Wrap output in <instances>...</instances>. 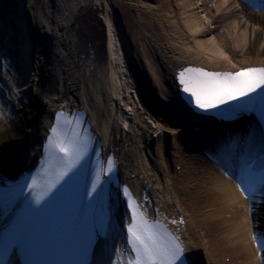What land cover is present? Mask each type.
<instances>
[{
  "label": "bare ground",
  "instance_id": "bare-ground-1",
  "mask_svg": "<svg viewBox=\"0 0 264 264\" xmlns=\"http://www.w3.org/2000/svg\"><path fill=\"white\" fill-rule=\"evenodd\" d=\"M21 4L26 21L19 32L22 43L33 35L32 68L23 73L21 90H4L19 115L7 123L0 117L1 188L39 167L60 115L81 111L105 152L116 154L119 183L134 189L148 217L176 233L192 264H264V249L254 239L255 232L263 231L264 215L251 210L235 180L211 163L203 164L186 147L197 153L205 141L233 165L237 154L247 159L251 149H260L258 129L248 131L253 119L243 117L237 129L225 126L220 134L214 122L198 119L188 103L193 88L187 89L182 77L190 69L230 72L264 66V10L240 0ZM92 41L108 56L103 62L96 58L88 72L82 54ZM23 47L29 51L27 44ZM2 105L0 114L6 110ZM196 126L202 132L192 136ZM190 157L195 165L191 173L184 160ZM227 160L222 157L223 163ZM191 170L197 172L193 177ZM109 207L110 232L98 243L93 264H128L132 256L125 230L130 216L120 188L113 189ZM16 209L0 206V229L9 225Z\"/></svg>",
  "mask_w": 264,
  "mask_h": 264
},
{
  "label": "rangeland",
  "instance_id": "rangeland-1",
  "mask_svg": "<svg viewBox=\"0 0 264 264\" xmlns=\"http://www.w3.org/2000/svg\"><path fill=\"white\" fill-rule=\"evenodd\" d=\"M6 1H8V0H4L5 3H6ZM20 1H21V0H20ZM11 3H12V4L9 5V7H6L7 10L10 11V13H8V15H9V14H12V13H14V15H16L17 13H16L15 11H13V8H14V7H17V9L20 10V9H21V2H19V0H18V1L11 2ZM166 9H167V10H166L165 13L168 12V8H166ZM181 14H182V13H181ZM153 16H154V18L158 19L159 21H163V20H164V19H162V16H160V14H155V13H154ZM182 17L186 18L185 15H184V13H183V16H182ZM97 19H98V18H97ZM173 19H174V18H173ZM231 19L233 20V19H235V18L232 17ZM98 20H99L102 24H104L103 21H102L101 19H98ZM185 155H186V153H185ZM187 155H188V154H187ZM184 160H185L186 163H187V165H185L186 169L189 170V173H191V172H190V169H191L192 167L195 166V165L193 166V164L191 163V157H190V158H185ZM195 168H198V165H197ZM178 171H181V169H180V170L178 169ZM191 171H192V177L195 176V174H196L197 172L194 174L193 170H191ZM188 175H189V174H188ZM192 189H194V188L192 187ZM229 259H230V258H229ZM229 259H228V261H229Z\"/></svg>",
  "mask_w": 264,
  "mask_h": 264
}]
</instances>
